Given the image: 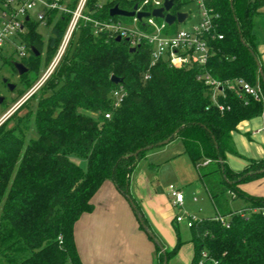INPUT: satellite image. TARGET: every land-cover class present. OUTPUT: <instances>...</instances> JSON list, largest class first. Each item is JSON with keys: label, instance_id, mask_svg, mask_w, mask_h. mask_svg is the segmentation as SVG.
Segmentation results:
<instances>
[{"label": "trees", "instance_id": "obj_1", "mask_svg": "<svg viewBox=\"0 0 264 264\" xmlns=\"http://www.w3.org/2000/svg\"><path fill=\"white\" fill-rule=\"evenodd\" d=\"M77 1L70 0V9ZM139 1L108 0L98 8L100 0H89L88 13L95 20L115 21L118 17L110 16L114 6L130 11ZM206 1L221 16L220 32L225 36L213 42L215 52L206 69L222 82L241 78L251 85L260 82L264 90L254 59L257 57L262 65L254 17L264 7V0ZM70 19V14L53 12L46 43L38 32L39 22L25 24L27 32L21 38L28 57L22 63L28 72L24 75L15 70L14 58L1 57L17 76L13 93L18 98L53 59ZM130 49L126 40L117 42V37L95 34L92 24L82 22L45 86L0 126L2 264H83L75 245L74 226L94 210L93 198L102 185L113 182L122 196L127 199L129 195L137 205L130 193V176L138 162L149 147L179 137L218 216L229 217L225 219L229 227L216 216L190 228L194 251L191 264H198L203 253L207 254V264H264V197L241 189L242 184L264 176V159L249 160L241 172L227 164L228 155L241 157L233 133L241 122L264 116V102L225 87L215 104L209 86L197 79L201 68L178 70L162 61L151 67L148 46L141 45L134 53ZM112 76L121 78L122 84L111 82ZM119 88L125 96L115 107L112 94ZM33 100L35 110L19 117ZM7 108L5 98L0 116ZM31 121L36 137L27 140ZM10 122L14 123L11 128ZM72 158L85 160L87 168L82 169ZM206 161L210 163L202 166ZM227 194L232 199H244L247 207L229 211ZM143 220L148 227L144 216ZM140 228L145 231L141 224ZM149 238L159 254V264L164 263L165 256L168 261L174 258L183 245L178 241L164 254L160 241Z\"/></svg>", "mask_w": 264, "mask_h": 264}, {"label": "built area", "instance_id": "obj_2", "mask_svg": "<svg viewBox=\"0 0 264 264\" xmlns=\"http://www.w3.org/2000/svg\"><path fill=\"white\" fill-rule=\"evenodd\" d=\"M88 2L89 0H78L75 8L70 9V0H0V61L2 56H6L22 63V59L28 57L27 47L21 38V35L27 32L25 28L27 22L36 21L51 30L52 26L49 27V22L53 12L59 16L62 14L71 15L56 54L42 71L37 81L10 106V101L6 99L8 109L0 116V126L26 105L45 86L59 67L76 30L82 22L85 25L88 23L92 24L95 34L105 33L111 37H120L121 40H126L131 48H138L141 45L148 46L151 67L162 61L166 62L171 68L178 70L193 67L201 68L202 72L197 79L209 86L212 91V100L215 104H217V96L225 87L229 90L240 92L241 95H249L256 101L264 102V90L260 82L251 85L241 78L222 82L214 78L206 69L215 52L213 42L221 41L225 38L224 34L220 32L219 22L221 16L208 7L206 0H173L171 10L165 11L164 14L175 16L178 13H186L187 17L184 22L175 21L172 25H169L165 18H157L150 15L140 19L137 16L138 13L151 14L154 10L163 8L166 0H140L135 4L138 6L135 10V16L129 17L131 19L130 25L120 20L99 21L93 19L88 13ZM180 2H183L181 9L175 11L180 6ZM104 3L103 0H100L97 7L101 8ZM192 3L198 9L199 21L187 29H172L174 25L185 24L191 19L190 11H183L182 9ZM32 14L35 15V18ZM27 17H29L28 20H26ZM112 96L115 107H118L125 93L122 88H119L113 92ZM218 107L221 111L224 110L223 106L218 105ZM106 118H110V114H106ZM209 163L210 161H206L202 166H206ZM169 190L173 199L172 205L182 207L184 203L183 193L175 190L172 186ZM216 220L229 227L228 222L222 217L218 216ZM175 221L177 224L186 223L190 228L195 224L193 217L185 220L177 216ZM206 259L207 254L203 253L202 259L198 264H207ZM212 263L218 264L216 261Z\"/></svg>", "mask_w": 264, "mask_h": 264}, {"label": "crops", "instance_id": "obj_3", "mask_svg": "<svg viewBox=\"0 0 264 264\" xmlns=\"http://www.w3.org/2000/svg\"><path fill=\"white\" fill-rule=\"evenodd\" d=\"M259 46L258 50L262 48L261 45ZM261 62L264 67L263 60ZM252 121H256L254 125L248 124ZM242 123H247L244 128L246 133L250 128L260 126L259 129L252 133L249 132V134L261 135L264 143V129L261 131L262 124L264 128V116L243 121L239 126ZM238 128L233 133L234 143V137L239 133ZM168 151L169 149L160 148V146L150 149L145 157L138 162L130 176V193L145 217L150 231L157 238L159 237L155 233V229L165 230L163 228L170 227V222L173 219V214L170 213L172 202L168 204L164 194L158 191L157 184L160 178L159 167L162 163L171 160L172 154L168 155ZM167 159L168 161H166ZM249 160L255 159L248 158L246 168L249 165ZM241 171L243 170L235 172ZM202 185V182H199L198 188L203 187ZM244 186L242 184L241 189L246 192L247 189ZM252 196L263 197L257 194ZM93 204L94 210L84 214L74 226L75 245L83 264H159V254L156 252L154 243L140 228L134 210L128 200L116 189L113 182L107 181L102 185L93 198ZM173 221L176 223L175 218Z\"/></svg>", "mask_w": 264, "mask_h": 264}, {"label": "rangeland", "instance_id": "obj_4", "mask_svg": "<svg viewBox=\"0 0 264 264\" xmlns=\"http://www.w3.org/2000/svg\"><path fill=\"white\" fill-rule=\"evenodd\" d=\"M103 1L106 2L108 0ZM182 10L190 11L191 19H189L185 24L174 25L172 29H187L189 26L194 25L199 21L198 9L194 3L185 6ZM32 16L35 18L34 14H32ZM118 20L122 21L125 24H131V19L127 17H118ZM254 24L255 32L259 35V38L262 39V42H260L262 48L259 49V54L261 60H263L264 62V7L258 10L256 16L254 17ZM38 32L43 36L46 43L49 36L51 35V31L45 26L40 25L38 27ZM3 79H10V83L12 84H15L17 82V76L14 74V71L10 67V65L0 61V94L5 97L7 101H10V106L19 98L16 96L17 93L10 92L6 88L5 84L3 83ZM35 107L36 103L33 100L29 104L28 108H24L19 112L18 116H25L29 112V110L34 111ZM255 122L256 121H252L251 123L248 122V124L254 125ZM31 124L32 125L26 134L27 140L36 137V130L32 121ZM245 124L247 123H242L239 126V133L234 137L235 148L241 157L235 155L227 156V164L235 171L244 170L248 164V158L255 160H261L264 158V143L262 142V136H254V133L252 135L249 134V132L252 133V131L259 129L260 126L257 128H255L254 126L253 128H250L252 130L249 129L248 133H246L244 131V128L246 126ZM13 125L14 123L10 122L8 126L11 128L13 127ZM263 129L264 128L262 124L261 131H263ZM160 148L169 149L167 153L168 155L172 154V156L170 157L171 160L168 161L167 159L166 161L168 162L162 163L159 167L160 180L158 179L157 183L159 187L158 191L164 194L166 200L168 201V204L173 201L169 190L171 186L174 187L175 190L181 191L185 198L182 207H170V213L172 212L173 219L177 216L185 220L193 217L196 223L204 219H212L218 216V213L214 208L205 187L202 185L203 187L198 188L199 182L201 183L199 174L190 158L185 153L183 140L180 137L176 138L170 143L160 146ZM72 161L84 170L87 168V162L83 159L72 158ZM244 185V188L247 189V191H245L248 194H257L264 197V176L254 181L244 183ZM226 198L228 200L227 206L229 211H241L247 207V202L244 199H232L230 194H227ZM173 219L170 222V227L163 228L165 230L160 229L159 231L158 228L155 229V233L158 234L159 238H157L156 236L155 237L159 239L162 247L165 250H173L178 241L183 242V245L177 252L176 256L170 259L168 261V264H190L193 256V245L190 242L191 229L186 225V223L176 224ZM225 219L229 220V217L226 216ZM2 263V257L0 256V264Z\"/></svg>", "mask_w": 264, "mask_h": 264}, {"label": "water", "instance_id": "obj_5", "mask_svg": "<svg viewBox=\"0 0 264 264\" xmlns=\"http://www.w3.org/2000/svg\"><path fill=\"white\" fill-rule=\"evenodd\" d=\"M172 6H173V0H166L165 6L163 8L154 10L151 14L150 13H138L137 16L140 19H142L143 17H149L150 15H152L153 17H157V18H165L166 22L169 25H172L175 21H178L179 23L184 22L186 17H187L186 13H178L175 16L172 15V14H166V15L164 14L165 11H170ZM137 7L138 6L135 5L133 7L132 11H126V10L120 9L119 6L116 5L110 10V16L111 17H127V18L133 17V16H135V10L137 9ZM28 19H29V17L26 18V20H28ZM120 41H121V38L118 37L117 38V42H120ZM32 51L36 55H39V53L37 52L36 49L33 48ZM135 51H136V48H131L130 49L131 53H134ZM254 59H255V62L257 64V67H258L259 75H260V77H261V79H262V81L264 83V71L262 69V65H261V63H260V61H259V59L257 57H254ZM13 66H14V68L17 71L19 76H22V75H24L25 73L28 72V68L23 63L14 61L13 62ZM111 82H113L116 85H119V84H122L123 80L121 78L116 77V76H112L111 77ZM3 83L7 85V87H8L10 92H13L15 90L16 86L14 84L8 82V79H3ZM4 99L5 98L2 95H0V104L3 103ZM169 142H170V140H166L164 142L159 143L158 146L166 145ZM153 148H155V146L149 147L148 150L153 149ZM140 152H141V150H139L134 155H137ZM127 200L130 203V205L132 206L133 210L136 212L137 218H138L140 224L143 225V227H144L145 231L147 232V234L156 241V239L154 237V234H152V232L149 230V228L144 224L143 215L138 210L137 205L135 204L133 199L128 195ZM161 249H162V252L165 254V249L162 246H161ZM163 264H168V259H167L166 256H165Z\"/></svg>", "mask_w": 264, "mask_h": 264}]
</instances>
